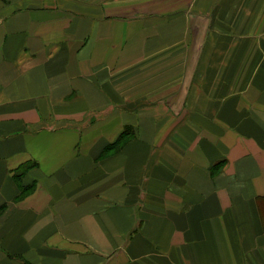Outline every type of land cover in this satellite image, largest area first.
Wrapping results in <instances>:
<instances>
[{
	"label": "crops",
	"instance_id": "0c3cea01",
	"mask_svg": "<svg viewBox=\"0 0 264 264\" xmlns=\"http://www.w3.org/2000/svg\"><path fill=\"white\" fill-rule=\"evenodd\" d=\"M0 264H264V0H0Z\"/></svg>",
	"mask_w": 264,
	"mask_h": 264
},
{
	"label": "rangeland",
	"instance_id": "374dc122",
	"mask_svg": "<svg viewBox=\"0 0 264 264\" xmlns=\"http://www.w3.org/2000/svg\"><path fill=\"white\" fill-rule=\"evenodd\" d=\"M92 108H85V109H83V110H79V111H76V110H74V111H72V112H69V113H67V114H62V115H64L63 117H70V118H76L75 119V121L76 122H78V123H76V124H74V125H79V126H83V125H85V124H88V123H91V124H89L90 125V127H98V124L97 123H95L94 125H93V120H94V118L95 117H91L92 116ZM70 114H78V115H82V116H84L85 118H86V116H87V118L85 119H83V117L82 118H78V117H76V116H71ZM84 114V115H83ZM95 116H96V114H95ZM91 117V118H90ZM73 124V123H72ZM91 125H93V126H91ZM130 128H132V127H126L125 129H130ZM132 130L134 131V134H133V136H135V134H136V128H132ZM124 131V130H123ZM122 131V132H123ZM121 132V133H122ZM120 133V134H121ZM130 136V135H129ZM34 166V165H36V162L34 161L31 165L30 164H27V165H25V166H23V167H21L19 170H17V173H18V178H21L22 177V175L31 167V166ZM29 191V190H28ZM27 191V192H28Z\"/></svg>",
	"mask_w": 264,
	"mask_h": 264
},
{
	"label": "trees",
	"instance_id": "16d2710c",
	"mask_svg": "<svg viewBox=\"0 0 264 264\" xmlns=\"http://www.w3.org/2000/svg\"><path fill=\"white\" fill-rule=\"evenodd\" d=\"M134 131L132 130V128L128 129H124V131L118 136L117 140L113 143H111L110 145H108L107 149L112 148V147H117L120 148L124 145V143L131 139L133 137ZM130 135V136H129ZM16 177H18V173L15 175ZM33 184H30L28 186H22L21 187V191L20 194L18 195V197L22 196L25 194V192H27L30 188H32Z\"/></svg>",
	"mask_w": 264,
	"mask_h": 264
}]
</instances>
